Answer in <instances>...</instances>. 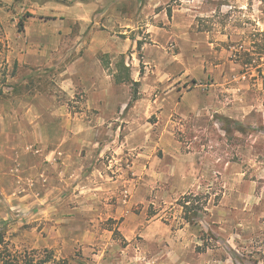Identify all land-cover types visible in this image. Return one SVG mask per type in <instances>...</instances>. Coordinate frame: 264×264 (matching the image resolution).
<instances>
[{
    "label": "rangeland",
    "instance_id": "rangeland-1",
    "mask_svg": "<svg viewBox=\"0 0 264 264\" xmlns=\"http://www.w3.org/2000/svg\"><path fill=\"white\" fill-rule=\"evenodd\" d=\"M127 16L130 29L119 24ZM98 33L111 50L98 54L106 72L126 78L123 61L138 84H123L129 108L162 102L173 112H150L131 141L117 128L116 187L82 203L92 216L64 223L62 241L56 224L33 218L47 204L19 207L47 188L27 183L9 193L11 206L0 196L7 248L36 260L48 251L47 264H264V0H0V115L43 93L66 107L64 120H92L85 92L63 77ZM40 55L46 67L23 62ZM189 194L208 200L199 226L181 220L177 202ZM49 237L52 248L33 247Z\"/></svg>",
    "mask_w": 264,
    "mask_h": 264
},
{
    "label": "crops",
    "instance_id": "crops-1",
    "mask_svg": "<svg viewBox=\"0 0 264 264\" xmlns=\"http://www.w3.org/2000/svg\"><path fill=\"white\" fill-rule=\"evenodd\" d=\"M145 12L146 10L143 13ZM119 24L130 29L135 21L127 16ZM152 28L160 36L161 28ZM104 37L103 33H98L85 57L75 63L73 71L66 74L68 77H63L64 83L69 81L85 92V107L93 112L92 120L74 117L64 120L60 111L67 112L66 107L59 105L55 96L43 93L27 98L29 100L18 98V110L14 106L12 112L0 115V196L8 197L9 193L15 191L22 193L27 190V183L34 181L40 190L47 188L49 192L42 200L22 198L23 203L19 207L24 211L38 207L41 210L42 205L47 204L50 209L34 215L33 218L39 222L56 224L54 231L60 241L67 233L62 228L64 223L76 222L83 216H92L90 210H81L82 203L89 208L96 199L102 197L100 191L108 188L111 191L116 187L110 179L112 173L122 171L121 168H116V160L122 157L115 156L110 150L117 140V128L124 126L125 137L131 141L130 132L134 125L142 123L150 112H160V117L164 119L174 108V105L167 106L162 102H138L129 108L125 95L126 86H118L98 58L101 51L111 52ZM121 46L123 48L126 45ZM122 48L120 52L124 53ZM38 58L42 59L41 55ZM43 59L44 62L40 63L36 57L29 60L25 56L23 62L35 66L38 63L39 67H46L49 61ZM128 96L130 98V94ZM187 97L186 95L185 98ZM176 106L186 107L180 101ZM74 123H77L78 128L82 125L84 130H72ZM65 127L68 130L65 131ZM126 172L124 169V174ZM5 201L12 205L10 197L5 198ZM0 206L3 207L1 204ZM94 206L93 203L91 207ZM43 216H47L46 220ZM50 238L37 240L33 247L52 248Z\"/></svg>",
    "mask_w": 264,
    "mask_h": 264
},
{
    "label": "trees",
    "instance_id": "trees-1",
    "mask_svg": "<svg viewBox=\"0 0 264 264\" xmlns=\"http://www.w3.org/2000/svg\"><path fill=\"white\" fill-rule=\"evenodd\" d=\"M104 61V65L108 66V62ZM120 67H124L127 71V77L122 78L119 75H114V81L117 85L132 83L134 85H138L134 83L131 75H130V68H127L125 63L122 61L119 64ZM135 98L137 99V93L135 94ZM224 120L227 121V118ZM200 196H195L194 194H189L181 198L177 202V205L182 208L183 215L181 220L185 223L192 225V226H199L203 220L205 215L208 214V200L205 202L201 201ZM47 257L44 260H36L35 255L28 254L25 257H17L13 255L10 250L7 248L5 234L0 232V264H47L53 260L52 254L46 251ZM55 264H67V262H54Z\"/></svg>",
    "mask_w": 264,
    "mask_h": 264
}]
</instances>
